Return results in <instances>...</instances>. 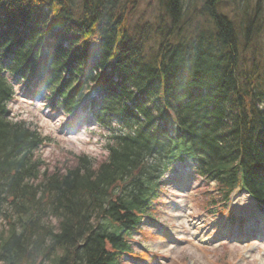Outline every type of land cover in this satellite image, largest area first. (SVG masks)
Wrapping results in <instances>:
<instances>
[{"label":"trees","instance_id":"16d2710c","mask_svg":"<svg viewBox=\"0 0 264 264\" xmlns=\"http://www.w3.org/2000/svg\"><path fill=\"white\" fill-rule=\"evenodd\" d=\"M17 88L89 112L106 159L45 167ZM178 162L264 206V0H0V264L130 262Z\"/></svg>","mask_w":264,"mask_h":264},{"label":"rangeland","instance_id":"374dc122","mask_svg":"<svg viewBox=\"0 0 264 264\" xmlns=\"http://www.w3.org/2000/svg\"><path fill=\"white\" fill-rule=\"evenodd\" d=\"M145 6L140 3V8ZM16 90L9 105L11 116L46 137L36 150L45 167L70 159L71 152L96 161L106 159L107 131L86 121L89 112L81 120H72ZM175 167L176 172L165 177V198L154 210L156 220L144 221V228L135 232L132 244L138 258L125 264H264V222L258 217L254 221L260 227L247 228L250 217L255 216L248 196L238 190L223 205L214 184L203 187L190 182L194 173L188 163L178 162ZM240 219L246 228L242 235L238 232Z\"/></svg>","mask_w":264,"mask_h":264},{"label":"bare ground","instance_id":"6f19581e","mask_svg":"<svg viewBox=\"0 0 264 264\" xmlns=\"http://www.w3.org/2000/svg\"><path fill=\"white\" fill-rule=\"evenodd\" d=\"M250 197V196H249ZM250 199L253 201V199L250 197ZM254 208H253V211H255L256 212V216L254 217H250V221H251V223H252V226H254L255 227V219L257 218V217H260V216H262L263 218H264V215L263 214H261V212H259V210H258V208L257 207H255V206H253Z\"/></svg>","mask_w":264,"mask_h":264}]
</instances>
